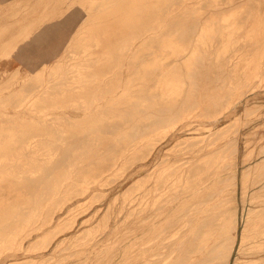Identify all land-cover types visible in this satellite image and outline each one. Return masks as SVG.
Masks as SVG:
<instances>
[{"label":"rangeland","instance_id":"obj_1","mask_svg":"<svg viewBox=\"0 0 264 264\" xmlns=\"http://www.w3.org/2000/svg\"><path fill=\"white\" fill-rule=\"evenodd\" d=\"M114 1L116 3L113 0H0V174L2 175H0V183H6L3 180L9 177L8 172L10 170V174L17 170L16 167L12 166V163L14 162L13 165L16 166L18 157L21 163H25V157L27 158V162H29L34 157L43 156L47 151L46 156H49L51 152L50 156L53 159L56 158L53 162L58 161L60 164L64 161L65 157L67 158L68 155L72 156V154L79 157L93 156L91 157L92 160L89 158V161H91L88 164L94 168H97L96 166L99 164V168L101 165H106L108 161H111L109 158H113V155L116 154L115 152L124 146L122 143H125L130 133L132 134L140 129L142 131L148 130L151 127L148 124H152V122L166 116L165 124L163 123L164 130L159 128L156 131L153 130V133L152 131H150V134L146 133L143 137L145 140L143 139L142 146L137 148V153L135 151L133 156L127 160L128 162L126 161L116 172L109 174V171H105L102 175L106 176V178L96 184L95 188L86 198L83 197L76 203H67L66 207L65 204L62 205L58 202H45L43 204V201L38 200V205L42 204L45 208L42 205L37 206V203L36 205L34 203L38 207L35 213L38 212L41 218L38 216V219H40L37 222L33 219L34 217L29 219L25 232L23 230L21 238L24 241L25 248H20L19 240L10 244L0 254V264H10L11 262L13 264H136L135 252L131 248V244L135 240L134 227H136L135 221L137 216L136 211H133V199L141 193L146 196L145 190L152 185L155 178L157 176L162 177L166 173L164 174L161 171H165V169L168 171L170 168L172 170L167 181H173L172 184L176 193L181 192L185 186V183L182 182L179 188V175L190 169L199 172L203 168V171L199 173L197 179L194 181L201 188L203 185L201 183H203L208 175L215 177L212 188L216 189L217 185H221L220 194L212 196L214 201H202L197 205L199 208H206L211 202L214 203V211H211V213L215 214L203 218L205 228H214L218 224V219L220 221L222 217H226V220L230 224L228 233H232L235 229L233 227L235 215L238 222V231L236 232L238 242L242 236V231L244 242H242L241 249L239 245L242 239L239 245L238 242L235 244L229 264L236 258L238 260L237 264H262V262L264 264V212H262L264 209V0ZM108 4L110 5L108 6ZM164 5L166 6L164 7ZM102 6L105 7H103L104 11L101 12ZM133 7L135 10H130ZM155 7L158 10L161 9L158 11ZM161 11L163 14L160 13ZM154 12H156V15H154ZM106 13L107 16H105ZM135 14L139 16L137 17ZM141 15H145L142 18L147 19L140 18ZM65 19L73 22L72 31L67 40L57 49L56 55L51 57L49 61L40 63L38 66L28 70L23 68L3 69L4 58L9 59L17 51L19 44L29 39H41L42 33L46 34L53 27L61 26L65 22ZM100 19L101 21L104 19L106 21L104 20L105 22L103 23ZM139 21H142L143 26ZM105 23H107L105 28L109 26L111 29L103 30ZM153 24L155 25L153 26ZM99 25L101 26L99 27ZM140 26L141 30L143 29L142 31L139 29ZM146 27H150L151 29V31H149L150 29L146 30L151 35V38L149 37V40H146L148 43L146 41L144 43L142 40ZM121 28L125 30H121L119 33L118 29L120 30ZM137 29L139 30L137 31ZM156 29L159 32L163 31L162 33L166 36L165 39L163 37V40L166 43L171 41L170 38L172 37L171 44H166L161 40L162 37L160 36L162 33H159ZM133 32L136 33V36ZM212 32L214 33L212 34ZM123 33L126 34L129 40L131 39L130 42ZM118 34H121V36L118 37ZM207 34L211 36L209 35L208 37ZM133 35L138 39H135ZM167 35H170L169 38ZM112 36L115 38L113 39ZM123 36L126 39H123ZM116 38L118 39V46L115 44L117 43ZM156 38H159L158 42L155 41L157 40ZM99 40H102V42L100 43ZM132 40L133 43L131 42ZM123 41L127 45L131 43V47L134 42L136 45L134 44L135 47L133 46V50H130V45L127 48L126 44H122ZM161 41L163 42L161 43ZM113 42L115 43L113 44ZM154 43L157 45V48ZM110 44L111 46L114 45L113 48L110 47ZM97 45H100V47ZM152 46L153 48H151ZM119 47L120 49H118ZM124 47L125 49H123ZM142 47L143 49L145 47L148 48L143 50ZM177 47L179 48L177 49ZM128 49L131 53L126 51ZM110 50L114 51L111 52ZM175 50H181L184 55L177 58L178 52ZM114 52L117 59L114 57ZM127 52L128 55L126 56ZM108 65L109 67H107ZM143 67L145 69L149 68L145 70ZM158 68L162 70H160L162 73L157 70ZM132 69H134L132 71L133 74L136 71L139 72L135 76H141L140 81H138L137 77H133L134 75L130 72ZM154 70H157L158 73L157 71L154 72ZM166 72L168 73L167 75H165ZM159 73L160 75H157ZM117 74H120V76ZM127 74L129 77L133 75L130 77L131 79L127 77ZM117 76L122 80L118 81V78L114 80ZM127 79L131 82L127 81L128 83L133 84H128L126 82ZM111 81L112 84L114 82L117 83L116 85H119L118 88L115 84L112 86ZM172 81L179 83L178 91L168 89V83ZM108 85L111 86L108 87ZM163 87H166V96L161 94L160 89L162 90ZM152 91L156 93L155 96ZM158 94H161L162 99ZM131 96L132 99H129ZM134 98L136 101L133 100ZM125 100L126 102L124 103ZM120 107L125 108H122V113H120L122 111ZM96 108L97 110H95ZM165 108L168 109L166 110ZM118 115L125 116V122L121 129L119 128L121 126L119 125L120 121L117 119ZM99 120L103 123H99ZM143 120L146 123L148 122V124ZM110 122L113 123L111 125L113 126L112 128L107 127ZM96 123H99V126ZM104 123L105 125H103ZM127 124L130 125L129 129ZM166 124L168 127L165 130ZM94 126H97V129H100L101 133L104 131L103 133L105 134H99L100 130L96 131ZM139 126L141 128H138ZM218 129L222 130L219 131ZM225 129L227 135L223 137ZM86 130H90L93 137L90 132L88 136V133H86L88 131ZM158 131L165 133L159 134L157 133ZM217 131L219 137H215ZM220 132L222 135L219 134ZM85 133V136L88 137H84V141L85 139L87 141L83 142L89 141L90 143H95L96 146L94 151H91L89 154L87 150L85 152L82 149V147L85 148L88 145V147L91 146L87 147L90 150L93 146L92 143H88L87 145L82 143L81 139L84 136L82 134ZM112 133L114 134L112 135ZM210 133H213V135L215 133V136ZM209 134L213 138H210ZM24 135H26V138H22ZM122 138L125 140L121 141ZM104 142H108V144L105 145ZM78 143L82 147H79ZM101 143L105 145V148H111L108 150L107 148L104 149ZM99 145H101V149ZM112 146L114 147L112 148ZM115 146L118 148L115 149ZM216 146H221V150L218 154L214 155L215 161L213 169H211L212 171L205 169L207 165L202 159L191 161L194 153L198 154V152H203L204 149ZM49 147L55 152L53 151V153ZM73 147L76 150L72 149ZM80 149L82 150L80 151ZM28 156H31L32 159ZM94 158H97V160L95 161ZM158 158L162 159H160L162 163L157 165L156 163L160 162ZM185 159L189 160L185 161ZM98 160H100L99 163ZM6 161L9 163L7 164ZM18 163L20 164V162H17V165ZM154 167H156L155 169L158 168L156 170L158 172L154 173L152 177H148L149 172H151L150 170L154 169ZM6 171H8L7 174ZM154 175L157 176L153 177ZM220 175H223V179H225L221 183H218L217 179ZM129 184L133 186L131 187ZM9 185L10 188L13 184ZM21 185L23 186V183L17 184V187H20L17 190L19 198L15 196L16 191H13L14 193H11V191L8 194V190L0 187V203L5 205L3 208L0 206V218L6 216L9 219H16L22 216V212L24 214L30 205L33 198L32 196L29 199L31 189H26L27 187H21ZM126 189L128 191H125ZM128 195L133 196L127 197ZM164 197L165 195L163 194L156 199V203L159 202L157 205H163L162 203L165 201ZM178 200L176 199V201ZM131 201H133V204H131ZM47 203L48 206L46 207ZM144 203H146V198ZM130 204L131 206H129ZM114 213H118L117 218L113 217L115 216ZM25 215H27V211ZM44 217L45 219L47 218L45 220L46 223L42 219ZM39 221H41V224H39L40 228H38V232V229H33V225L37 226ZM81 221L84 223H81ZM109 228H112L113 232L109 235V239L104 240ZM30 231H33L32 234ZM81 231L83 234H81ZM26 232L30 233L26 234ZM63 239H66V241H63ZM61 241H63V244ZM57 244H62V248ZM80 246H82V249H80ZM70 249L73 251V256ZM221 250L217 252V255L219 253L224 258ZM68 251L72 259L69 257ZM215 255L213 254L212 257ZM219 255L218 258H220ZM14 256L17 257L15 258ZM130 258L131 263H129ZM223 258H221V261ZM215 260L216 262L219 260L220 263V259L216 258H213L210 263L215 264Z\"/></svg>","mask_w":264,"mask_h":264},{"label":"bare ground","instance_id":"obj_2","mask_svg":"<svg viewBox=\"0 0 264 264\" xmlns=\"http://www.w3.org/2000/svg\"><path fill=\"white\" fill-rule=\"evenodd\" d=\"M108 1V0H107ZM130 1V0H129ZM137 1V0H136ZM139 1H141V0H139ZM143 1V0H142ZM150 1V0H149ZM149 1H148V3H149ZM155 1V0H154ZM158 1V0H157ZM160 1V0H159ZM177 1H179V0H177ZM177 1H175V2H177ZM190 1V0H189ZM207 1V0H206ZM104 2H106V1H104ZM110 2V1H109ZM113 2L114 3H116L114 0H113ZM112 2V3H113ZM135 2V1H134ZM138 2V1H137ZM144 2H147V1H144ZM153 2V1H152ZM166 2V1H165ZM111 3V2H110ZM113 3V4H114ZM119 3V2H118ZM118 3H117V5H118ZM125 3V2H124ZM124 3H123V5H124ZM127 3V2H126ZM158 3V2H157ZM163 3V2H162ZM171 3V2H170ZM169 3V4H170ZM172 3H174V1H172ZM179 3V2H178ZM178 3H177V5H178ZM192 3V2H191ZM197 3H198V1H197ZM112 4V5H113ZM132 4H134V3H132ZM140 4H141V2H140ZM153 4V3H152ZM156 4V3H155ZM159 4V3H158ZM167 4V3H166ZM180 4V3H179ZM181 4H183V3H181ZM187 4V3H186ZM190 4V3H189ZM195 4H196V2H195ZM102 5V4H101ZM104 5V4H103ZM105 5H107V4H105ZM110 4H108V6H109ZM148 5H150V4H148ZM154 5V4H153ZM174 5V4H173ZM211 5V4H210ZM115 6V5H114ZM121 6V5H120ZM134 6V5H133ZM144 6V5H143ZM156 6V5H155ZM161 6H162V4H161ZM166 5H164V7H165ZM103 7H105V6H102V10H101V12L102 11H104L103 10ZM126 7H127V5H126ZM129 7H130V5H129ZM135 7V6H134ZM134 7L133 8H131L130 10H132V9H134ZM150 7H151V5H150ZM163 7V8H164ZM177 7V6H176ZM188 7V6H187ZM148 8V7H147ZM156 8V7H155ZM159 8V7H158ZM167 8V7H166ZM175 8V7H174ZM179 8V7H178ZM186 8V7H185ZM194 8V7H193ZM115 9V8H114ZM118 9V8H117ZM136 9H137V7H136ZM146 9V8H145ZM157 9V8H156ZM161 9V8H160ZM159 9V10H160ZM176 9V8H175ZM187 9V8H186ZM108 10V9H107ZM110 10H111V8H110ZM135 10V9H134ZM138 10H140V9H138ZM150 10V9H149ZM158 10V9H157ZM158 10V11H159ZM182 10H184V9H182ZM117 11H119V10H117ZM158 11H156V12H158ZM180 11V10H179ZM112 12H113V10H112ZM120 12V11H119ZM144 12V11H143ZM156 12H154V15H156L155 13ZM109 13V12H108ZM131 13V12H130ZM148 13V12H147ZM161 14H163L162 13V11L160 12ZM167 13V12H166ZM110 14V13H109ZM118 14H120V13H118ZM138 14V13H137ZM137 14H135L136 16H137ZM140 14H142L141 12H140ZM146 14V13H145ZM152 14V13H151ZM181 14V13H180ZM102 15V14H101ZM111 15V14H110ZM109 15V16H110ZM114 15H115V13H114ZM121 15V14H120ZM128 15V14H127ZM153 15V14H152ZM165 15H167V14H165ZM169 15V14H168ZM182 15V14H181ZM188 15V14H187ZM103 16V15H102ZM105 16H107V13H106V15ZM116 16H118V15H116ZM125 16V15H124ZM129 16V15H128ZM131 16V15H130ZM134 16V15H133ZM139 16V15H138ZM137 16V17H138ZM145 15H141V17L140 18H142V17H144ZM149 16V15H148ZM162 16V15H161ZM176 16V15H175ZM179 16V15H178ZM115 17V16H114ZM154 17V16H153ZM160 17V16H159ZM166 17H168V16H166ZM100 18V17H99ZM106 18V17H105ZM113 18V17H112ZM111 18V19H112ZM124 18V17H123ZM126 18H127V16H126ZM125 18V19H126ZM149 18V17H148ZM151 18V17H150ZM171 18V17H170ZM191 18V17H190ZM193 18V17H192ZM103 19V18H102ZM108 19V18H107ZM142 19H144V20H146L145 18H142ZM172 19V18H171ZM187 19H189V18H187ZM105 20V19H104ZM104 20H102L103 21V23L106 21H104ZM110 20V19H109ZM115 20V19H114ZM124 20V19H123ZM127 20V19H126ZM129 20H131L130 18H129ZM140 20V19H139ZM144 20H142V21H144ZM150 20V19H149ZM100 21H101V19H100ZM101 21V22H102ZM121 21V20H120ZM132 21V20H131ZM142 21H139V23L142 25ZM148 21V20H147ZM167 21H169V20H167ZM188 21V20H187ZM191 21V20H190ZM101 22H100V24H101ZM113 22V21H112ZM145 22V21H144ZM102 23V24H103ZM107 23H108V21H107ZM107 23H105L104 24V28H103V30H108V29H111V27L109 28V26H108V28H105V25H107ZM115 23H116V21H115ZM138 23V22H137ZM153 23V22H152ZM163 23H164V21H163ZM99 24V23H98ZM129 24V23H128ZM127 24V25H128ZM130 24H132L131 22H130ZM135 24V23H134ZM144 24V23H143ZM160 24H162V23H160ZM165 24V23H164ZM176 24V23H175ZM192 24V23H191ZM112 25V24H111ZM119 25V24H118ZM117 25V26H118ZM137 25H139V24H137ZM136 25V26H137ZM145 25H146V23H145ZM147 25H148V23H147ZM155 24H153V26H154ZM157 25V24H156ZM167 25V24H166ZM169 25V24H168ZM172 25V24H171ZM101 25H99V27H100ZM143 26V25H142ZM149 26V25H148ZM151 26V25H150ZM158 26V25H157ZM156 26V27H157ZM162 26V25H161ZM176 26H178V25H176ZM196 26V25H195ZM107 27V26H106ZM121 27H123V26H121ZM131 27H133L132 25H131ZM135 27V26H134ZM164 27V26H163ZM162 27V28H163ZM169 27V26H168ZM186 27V26H185ZM102 28V27H101ZM114 28V27H113ZM126 28H127V26H126ZM159 28V27H158ZM165 28V27H164ZM178 28V27H177ZM193 28V27H192ZM100 29V28H99ZM133 29V28H132ZM140 30H141V26H140V28H139ZM139 29H137V31L139 30ZM145 29V28H144ZM147 29H150V27L149 28H147L146 27V29H145V31H144V33H143V38H142V40H143V42L145 43V41L146 40H149V37L151 36V35H149L147 32H146V30ZM170 29V28H169ZM183 29V28H182ZM190 29V28H189ZM123 31V30H125V29H118V31H119V33H120V31ZM143 30V29H142ZM141 30V31H142ZM155 30V29H154ZM157 30V29H156ZM180 30V29H179ZM235 30V29H234ZM101 31V30H100ZM110 31V30H109ZM113 31V30H112ZM117 31V30H116ZM137 31H135V32H137ZM149 31H151V29L149 30ZM158 31V30H157ZM98 32H99V30H98ZM104 32V31H103ZM126 32V31H125ZM127 32H128V29H127ZM132 32V31H131ZM159 32V31H158ZM157 32V33H158ZM163 32V31H162ZM162 32H159V33H162ZM165 32V31H164ZM168 32V31H167ZM166 32V33H167ZM179 32V31H178ZM188 32V31H187ZM114 33H115V30H114ZM114 33H112V34H114ZM122 33V32H121ZM134 33V32H133ZM141 33V34H142ZM170 33V32H169ZM214 32H212V34H213ZM105 34V33H104ZM106 34H107V32H106ZM111 34V35H112ZM117 34V33H116ZM125 36H126V34L125 33H123ZM136 33H134V35H135ZM151 34V33H150ZM174 34H175V30H174ZM185 34V33H184ZM211 34V33H210ZM210 34H207L208 35V37H209V35ZM99 35H101V34H99ZM110 35V34H109ZM129 35V34H128ZM134 35H133V37H134ZM138 35H139V33H138ZM157 35V34H156ZM160 35V34H159ZM103 36V35H102ZM114 36V35H113ZM112 36V38L114 39L115 37H113ZM119 36H121V34L119 35L118 34V37ZM125 36H123L124 38L123 39H126L127 38V36H126V38H125ZM136 36V35H135ZM168 36V38H169V36L170 35H167ZM211 36V35H210ZM213 36H215V35H213ZM212 36V38H214ZM98 37V36H97ZM103 37H106V36H103ZM108 37V36H107ZM116 37H117V35H116ZM141 37V36H140ZM156 37H158V36H156ZM160 37H162L161 38V40H163V37H164V39H165V35L162 33V35L160 36ZM194 37V36H193ZM112 38H110L109 37V39L110 40H112ZM121 38V37H120ZM119 38V40H121L122 41V39H120ZM130 38H132V37H130ZM135 38V37H134ZM133 38V39H134ZM137 38V37H136ZM135 38V39H136ZM151 38V37H150ZM167 38V39H168ZM172 38V37H171ZM170 38V40L172 41V39ZM176 38H179V37H176ZM207 38V37H206ZM103 39V38H102ZM117 39V38H116ZM128 39V38H127ZM138 39V38H137ZM157 39V38H156ZM131 40V39H130ZM130 40L128 39V41L130 42ZM158 40H159V38L157 39V40H155V41H157L158 42ZM169 40V39H168ZM167 40V41H168ZM204 40V39H203ZM207 40H208V38H207ZM206 40V41H207ZM210 40H212V39H210ZM100 41V40H99ZM113 41V40H112ZM111 41V42H112ZM118 41V39L116 40V42ZM121 41H120V44H121ZM136 41V40H135ZM139 41V40H138ZM140 41H141V39H140ZM164 42H165V40H163ZM163 41H161V43L163 42ZM171 41H168V43H166V44H169ZM177 41V40H176ZM102 42V40L100 41V43ZM124 42V41H123ZM122 42V44H126L125 42L123 43ZM132 43H133V40L131 41ZM147 42V41H146ZM212 42V41H211ZM235 42V41H234ZM108 43V42H107ZM115 42H113V44H114ZM136 43H137V41H136ZM138 43H141V42H138ZM148 43V42H147ZM178 43V42H177ZM204 43V42H203ZM109 44V43H108ZM115 44H117V46H118V42L117 43H115ZM131 44V43H130ZM129 43H128V45H130ZM134 44H135V42H134ZM134 44H133V46H134ZM155 44V43H154ZM154 44H153V46H154ZM165 44V45H166ZM171 44V43H170ZM184 44V43H183ZM103 45H104V43H103ZM127 45V44H126ZM126 46L127 48L129 47V46ZM136 45V44H135ZM138 45V44H137ZM143 45V44H142ZM141 45V46H142ZM146 45H148V44H146ZM150 45V44H149ZM156 45V44H155ZM185 45V44H184ZM200 45V44H199ZM98 46V45H97ZM107 46H109V45H107ZM114 46V45H113ZM113 46H111V44H110V47L111 48H113ZM116 46V47H117ZM119 46H121V45H119ZM132 46V47H133ZM153 46L151 47V48H153ZM179 46H180V44H179ZM186 46V45H185ZM98 47H100V45L98 46ZM115 47V48H116ZM122 47V46H121ZM130 47H131V45H130ZM129 47V49L130 50H133V48L131 47L130 48ZM135 47V46H134ZM139 47V46H138ZM144 47V46H143ZM143 47H142V49H143ZM159 47V46H158ZM114 48V49H115ZM126 48V49H127ZM146 48V47H145ZM143 49V50H146V49ZM150 48V47H149ZM156 48H157V45H156ZM161 48V47H160ZM173 48V47H172ZM171 48V49H172ZM175 48H176V46H175ZM179 47H177V49H178ZM186 48H187V46H186ZM100 49H102V48H100ZM99 49V50H100ZM118 49H120V47L118 48ZM117 49V50H118ZM123 49H125V47L123 48ZM126 50V51H129L130 52V50ZM154 49H155V47H154ZM98 50V51H99ZM109 50V49H108ZM107 50V51H108ZM112 50V49H111ZM110 50V51H111ZM134 50H137V49H134ZM140 50V49H139ZM138 50V51H139ZM151 50V49H150ZM161 50V49H160ZM114 51V50H113ZM113 51H111V52H113ZM125 51V50H124ZM153 51V50H152ZM163 51V50H162ZM175 51H177L178 53V57L177 58H179V57H182L183 55H184V53H182L181 52V50H175ZM103 52V51H102ZM101 52V53H102ZM106 52V51H105ZM110 52V54H112L113 55V53H111ZM116 52V51H115ZM115 52H114V57H115ZM118 52V51H117ZM145 52V51H144ZM150 52V51H149ZM155 52H156V50H155ZM161 52V51H160ZM184 52V51H183ZM96 53H98V52H96ZM104 53V52H103ZM120 53V52H119ZM118 53V54H119ZM121 53H123L124 54V52H122L121 51ZM131 53V52H130ZM133 53H135V52H133ZM137 53H139V52H137ZM143 53V52H142ZM154 53V52H153ZM159 53V52H158ZM156 54V55H159V54ZM166 53V52H165ZM171 53V52H170ZM99 54V53H98ZM146 54H147V52H146ZM151 54V53H150ZM167 54V53H166ZM105 55H107L106 53H105ZM109 55V54H108ZM122 55V54H121ZM128 55V52L126 53V56ZM134 55V54H133ZM142 55V54H141ZM123 57H124V55H122ZM121 56V57H122ZM144 56H146V55H144ZM150 56H152V55H150ZM161 56V55H160ZM112 57V56H111ZM133 57V56H132ZM142 57V56H141ZM107 58H109V57H107ZM113 58V57H112ZM116 58V57H115ZM117 59V58H116ZM120 59V58H119ZM153 59V58H152ZM162 59V58H161ZM185 60V59H184ZM105 61H106V56H105ZM109 61H111L110 59H109ZM193 61V60H192ZM112 62V61H111ZM114 62H115V60H114ZM191 62V61H190ZM107 63V62H106ZM105 63V64H106ZM113 63V62H112ZM122 64V63H121ZM149 64V63H148ZM187 64H188V62H187ZM110 65H111V63H110ZM117 65V64H116ZM119 65H120V63H119ZM132 65V64H131ZM190 65V64H189ZM118 66V65H117ZM148 66V65H147ZM146 66V67H147ZM164 66V65H163ZM99 67V66H98ZM107 67H109V65L107 66ZM122 67V66H121ZM130 67V66H129ZM188 68H189V66H187ZM144 69H145V67H143ZM149 68V67H148ZM148 68H146L145 70H148ZM165 68V67H164ZM112 69V68H111ZM131 69V68H130ZM161 69H162V67H161ZM160 69V70H161ZM166 69V68H165ZM164 69V70H165ZM121 70V69H120ZM134 69H132V70H130V72L133 74V71ZM145 70H143V71H145ZM150 70V69H149ZM157 70H159V68L157 69ZM156 70V71H157ZM159 70V71H160ZM168 70V69H167ZM189 70V69H188ZM153 71V70H152ZM155 70H154V72H156ZM162 71V70H161ZM160 71V73H162ZM109 72H110V70H109ZM118 72V71H117ZM135 72V71H134ZM138 71H136L135 72V74H133V75H131V76H133V77H137V76H135L136 75V73H137ZM148 72H150V71H148ZM205 72V71H204ZM119 73H121L120 71H119ZM128 73V72H127ZM145 73V72H144ZM157 73H158V71H157ZM160 73L159 74H157V75H160ZM164 73V72H163ZM178 73V72H177ZM139 74V72L137 73V75ZM141 74V73H140ZM168 73L166 72V74L165 75H167ZM118 75V74H117ZM126 75V74H125ZM130 75V74H129ZM118 76H120V74L118 75ZM116 77V79H114V80H117V78H118V81L119 80H122V79H119V77ZM130 76V77H131ZM162 76V75H161ZM164 76V75H163ZM180 76V75H179ZM127 77H129L128 76V74H127ZM129 77V78H130ZM141 77V76H140ZM140 77H137L136 79L138 80V81H140ZM159 77V76H158ZM120 78H122V77H120ZM128 78V79H129ZM162 78V77H161ZM160 78V79H161ZM126 79V78H125ZM128 79L126 80V82L128 81ZM131 79V78H130ZM129 79V80H130ZM141 80H142V78H141ZM164 80H166V79H164ZM134 81H135V79H134ZM137 81V82H138ZM152 82H153V80H151ZM175 81V80H174ZM174 81H172L171 83H168V89H172V90H174V91H178V89H179V83H177V82H174ZM114 82V81H113ZM122 82V81H121ZM120 82V83H121ZM128 82H130V81H128ZM127 82V83H128ZM150 82V81H149ZM148 82V83H149ZM155 82V81H154ZM161 82H163V81H161ZM127 83H125V84H127ZM131 83V82H130ZM130 83H128V84H130ZM111 84H112V81H111ZM114 84L116 85L117 83H115L114 82ZM114 84H112V86H114ZM122 84V83H121ZM133 84V83H132ZM132 84H130V85H132ZM109 86H111V85H108V87ZM119 86V85H118ZM118 86L116 85V87L118 88ZM107 87V88H108ZM116 87H114V88H116ZM141 87V86H140ZM112 88V87H111ZM143 88V87H142ZM166 87H163L162 88V90L160 89V91H161V94L162 95H165L166 96V89H165ZM120 89V88H119ZM141 89V88H140ZM98 90V89H97ZM109 90V89H108ZM113 90V89H112ZM115 90V89H114ZM147 90V89H146ZM145 90V91H146ZM149 91V90H148ZM235 91V90H234ZM107 92V91H106ZM105 92V93H106ZM153 92V91H152ZM150 93V92H149ZM154 93V96H155V92H153ZM169 93V92H168ZM224 93H226V92H224ZM223 93V94H224ZM241 93V92H240ZM99 94H101V93H99ZM107 94H109V93H107ZM112 94V93H111ZM133 94V93H132ZM161 94H158V95H160L161 96ZM103 95V94H102ZM115 95V94H114ZM131 95V94H130ZM157 95V96H158ZM170 95H171V93H170ZM179 95H180V93H179ZM233 95V94H232ZM110 96V95H109ZM159 96V97H160ZM173 96V95H172ZM175 97H176V95H174ZM102 97V96H101ZM107 97V96H106ZM114 97V96H113ZM168 97V96H167ZM94 98H95V96H94ZM161 99H162V96L160 97ZM230 98V97H229ZM103 99V98H102ZM129 99H132V96H131V98H129ZM136 99H138L137 97H136ZM166 99V98H165ZM133 100H135V98L133 99ZM147 100V99H146ZM95 101V100H94ZM136 101V100H135ZM145 101V100H144ZM158 101H160V100H158ZM177 101V100H176ZM200 101V100H199ZM213 101V100H212ZM92 102V101H91ZM126 102V100L124 101V103ZM128 102V101H127ZM132 102V101H131ZM95 103V102H94ZM123 103V104H124ZM134 103V102H133ZM148 103V102H147ZM174 103V102H173ZM218 103V102H217ZM130 104V103H129ZM180 104V103H179ZM126 105V104H125ZM149 105V104H148ZM128 106H130V105H128ZM150 106V105H149ZM163 106V105H162ZM167 106V105H166ZM177 106V105H176ZM233 106H235V105H233ZM169 107V106H168ZM123 107H120V109H122ZM160 109H161V107H159ZM181 108V107H180ZM123 109H125V108H123ZM123 109H122V111L120 112V113H122L123 112ZM166 109V108H165ZM168 109V108H167ZM166 109V110H167ZM172 109V108H171ZM95 110H97V108L95 109ZM112 110V109H111ZM145 110H147V109H145ZM232 110V109H231ZM116 111V110H115ZM126 111V110H125ZM165 111V110H164ZM127 112V111H126ZM166 112V111H165ZM170 112V111H169ZM184 112V111H183ZM100 113V112H99ZM98 113V114H99ZM101 113H103L102 111H101ZM138 113V112H137ZM148 113V112H147ZM105 114H106V112H105ZM117 114V113H116ZM124 114V113H123ZM127 114H128V112H127ZM145 114V113H144ZM151 114V113H150ZM154 114H156V113H154ZM183 114V113H182ZM104 115V114H103ZM120 115V114H119ZM118 115V120L120 121L119 122V125H121L119 128L121 129V127H122V125H123V123L125 122L124 120H125V116L123 117V116H119ZM135 115V114H134ZM140 115V114H139ZM162 115V114H161ZM164 115V114H163ZM167 115V114H166ZM174 115V114H173ZM185 115V114H184ZM114 116V115H113ZM131 116V115H130ZM169 116V115H168ZM186 116V115H185ZM104 117H106V116H104ZM155 117V116H154ZM171 117V116H170ZM101 118H102V115H101ZM156 118V117H155ZM178 118V117H177ZM96 119V118H95ZM108 119V118H107ZM111 119V118H110ZM159 119V118H158ZM97 120V119H96ZM101 120V119H100ZM99 120V123L101 122ZM106 120V119H105ZM117 120V121H118ZM146 120V119H145ZM165 120H166V116L165 117H161L159 120H156V121H154V122H152L151 120V122H152V124H148V122L146 123L144 120V122L146 123V124H148V125H150L151 127L148 129V130H146L145 129V131H142L141 129L139 130V131H136V132H134V133H130L127 137V139L125 140V143L123 142L122 144H124V146L123 147H121L119 150H117V152H115L116 154L115 155H110V156H112L113 158H109V160L111 159V161H108L107 160V158H106V160L108 161V163L106 164V165H101V167H99L98 168V165L96 166L97 168H94L93 166H90L89 164H88V162H90L91 160H92V158L91 157H93V156H88L86 153V155L88 156V157H86V156H83V157H79V156H76L75 154V156H73V154H72V156H70V155H68V157L66 158L65 157V159H64V161H62V163L60 164V163H58V161H54L53 162V160H55L56 158H55V156H54V158L55 159H53V157H51L50 155L52 154L51 152H50V155H49V153H48V155L49 156H46V154H47V152H46V154H43V156H39V157H34L33 159H32V157L31 156H28V157H31V159L33 160H29V162H27V158L25 157V161L24 160H22V161H24L25 163H21V160L19 159V157L17 158L18 159V161H16V166L15 165H13V163H12V166L15 168H17V170L15 171V172H13V168H12V174H10V172H11V168L10 169H8V170H10L9 172L8 171H6V174H7V172L9 173V177L7 178V179H5V180H3V181H6V183H4V184H2V183H0V187L2 188V189H6V190H8L9 192H8V194L11 192V193H14L15 191H16V194H15V196L16 197H18V194H17V190H18V188L20 189V187H17V184H19V183H23V186L21 185V187H27L26 189H31V193H30V197H29V199H31L32 198V196H33V198H32V201L30 202V205L28 206V208L25 210V212H24V214H23V212H22V216H20V217H17L16 219H9L8 217H6V216H2L1 218H0V254L2 253V251L3 250H5L10 244H12V243H14V242H16L17 240H19L20 241V244H19V246H20V248H22V249H24L25 247H24V241L22 240V238H21V235L23 234V230H24V232H25V228L28 226V221H29V219H31V218H33L36 222L41 218L40 217V215H38L39 213L37 212V213H35L36 212V209L38 208L37 206H41L40 204L38 205V203L39 202H37L38 200H41V202L43 201V204L45 203V202H58V203H60V204H65V207H66V204L67 203H70V202H74V203H76V202H78V201H80V199L81 198H86L91 192H92V190L95 188V185L96 184H98L101 180H103L104 178H106V176H103L102 174L105 172V171H109V172H107V173H109V174H112L113 172H116V170L118 169V168H120L127 160H129L130 159V157H132L133 156V153L136 151V153H137V148L139 147L140 148V146H142V143H143V137H144V135H146V133H149L150 134V131H152V133H153V130L154 131H156V129H159V128H161V130H164L163 129V125L165 124L164 122H165ZM172 120V119H171ZM98 121V120H97ZM113 121V120H112ZM116 121V122H117ZM128 121V120H127ZM131 121V120H130ZM135 121V120H134ZM137 121H139V120H137ZM142 121V122H143ZM148 121V120H147ZM107 122V121H106ZM109 122V121H108ZM114 122H115V119H114ZM139 122H141V121H139ZM171 122V121H170ZM99 123H96L98 126H99ZM101 123H103V122H101ZM111 123V124H110ZM109 124H108V126L107 127H109V128H112L113 126H111L113 123L112 122H110ZM120 123H122V124H120ZM128 123V122H127ZM131 123H132V121H131ZM136 123V122H135ZM164 123V124H163ZM134 124V123H133ZM141 124V123H140ZM143 124V123H142ZM145 124V125H146ZM95 125V124H94ZM102 125V124H101ZM103 125H105V123L103 124ZM102 125V126H103ZM116 125H117V123H116ZM126 125V124H125ZM136 125V124H135ZM137 125H139L138 123H137ZM127 126H128V129L130 128L129 126V124H127ZM143 126V125H142ZM89 127V126H88ZM96 127V128H95ZM105 127V126H104ZM116 127V126H115ZM146 127V126H145ZM148 127V126H147ZM166 127H168L167 126V124L165 125V130H166ZM90 128V127H89ZM103 128V127H102ZM135 128V127H134ZM138 128H141L140 126L138 127ZM186 128V127H185ZM201 128V127H200ZM94 129H96V131L97 130H100V129H97V126H94ZM115 129V128H114ZM125 129V128H124ZM127 129V130H128ZM203 129V128H202ZM227 129V128H226ZM226 129H225V134L223 133V137L225 136V135H227V133H226ZM92 130V129H91ZM113 130V129H112ZM123 130V129H122ZM126 130V131H127ZM160 130V131H161ZM212 130V129H211ZM219 130V129H218ZM222 130V129H221ZM221 130H219V131H221ZM228 130V129H227ZM86 131H88V130H86ZM114 131V130H113ZM126 131H125V133H126ZM25 132V131H24ZM83 132V131H82ZM85 132V131H84ZM89 132L91 133V136L93 137V134H92V132L89 130L88 132H86V133H88V136L90 135L89 134ZM99 132V131H98ZM104 131H102V133H101V130H100V133L99 134H105V133H103ZM164 132V131H163ZM227 132H229V131H227ZM86 133L85 134H82V139L85 137H88V136H85L86 135ZM117 133V132H116ZM156 133V132H155ZM157 133H162V132H157ZM165 133V132H164ZM164 133H162V134H164ZM167 133V132H166ZM25 134V133H24ZM43 134V133H42ZM72 134V133H71ZM74 134H75V132H74ZM114 133H112V135H113ZM121 134V133H120ZM159 134H157V135H159ZM210 134H212L213 135V133H210ZM209 134V136H210V138L212 137L211 135ZM218 134V131L216 132V136H215V133H214V135L213 136H215V137H219V135H217ZM219 134H221V132L219 133ZM27 135H28V133H27ZM45 135H46V133H45ZM76 135V134H75ZM117 135H119L118 133H117ZM156 135V136H157ZM222 135V134H221ZM26 135H24V136H22V138H26L25 137ZM43 136H44V134H43ZM80 136V135H79ZM78 136V137H79ZM106 136H108V135H106ZM120 136V135H119ZM150 136V135H149ZM164 136V135H163ZM207 136H208V134H207ZM68 137V136H67ZM91 137V138H92ZM95 137V136H94ZM111 137V136H110ZM126 137V136H125ZM124 137V138H125ZM214 137V138H215ZM61 138V137H60ZM72 138V137H71ZM76 138V137H75ZM100 138V137H99ZM103 138V137H102ZM107 138V137H106ZM148 138V137H147ZM213 138V137H212ZM81 139V141H82V143H84L85 141H87L86 139H85V141H84V139L82 140ZM108 139V138H107ZM197 139V138H196ZM201 139V138H200ZM215 139H217V138H215ZM215 139H213V140H215ZM47 140V139H46ZM52 140V139H51ZM67 140V139H66ZM79 140V139H78ZM89 140H90V138H89ZM114 140V139H113ZM123 140V138L121 139V141ZM123 140V141H124ZM145 140V139H144ZM181 140V139H180ZM199 140V139H198ZM22 141V140H21ZM24 141V140H23ZM26 141V140H25ZM56 141V140H55ZM65 141V140H64ZM84 141V142H83ZM95 141V140H94ZM99 141V140H98ZM103 141H108V140H103ZM103 141H102V143H103ZM120 141V142H121ZM141 141V142H140ZM183 141V140H182ZM196 141V140H195ZM47 142H48V140H47ZM69 142V141H68ZM73 142H74V140H73ZM101 142V141H100ZM184 142V141H183ZM193 142V141H192ZM28 143V142H27ZM34 143V142H33ZM49 143V142H48ZM48 143H45V144H48ZM58 143H60V142H58ZM72 143V142H71ZM75 143H76V141H75ZM80 143V142H79ZM79 143H78V145H79ZM91 144L89 141L88 142H86V143H84L85 145H87V144ZM101 143V145H102V148H103V146H104V149H106L105 148V145H107L108 144V142L106 143V142H104L105 143V145H103ZM110 143V142H109ZM116 144H118L117 142H115ZM115 143H114V145H115ZM174 143V142H173ZM178 143V142H177ZM186 143V142H185ZM191 143V142H190ZM93 144V143H92ZM100 144V143H99ZM120 144V143H119ZM43 145V144H42ZM52 145H53V143H52ZM52 145H50L51 147H52ZM62 145V144H61ZM65 145V144H64ZM64 145H63V147H64ZM81 145V144H80ZM79 145V147H82V146H80ZM101 145H99L100 146V149H101ZM110 145V144H109ZM29 146V145H28ZM33 146V145H32ZM68 146H69V144H68ZM71 146V145H70ZM73 146H74V144H73ZM121 146V145H120ZM152 146V145H151ZM174 146V145H173ZM36 147V146H35ZM61 147V146H60ZM66 147V146H65ZM75 147H76V144H75ZM75 147H73L72 149H75ZM78 147V146H77ZM87 147H88V145H87ZM87 147H85V148H87ZM89 147H91V146H89ZM88 147V148H89ZM96 146H95V143L93 144V146H92V148L89 150L88 148L87 149H85V148H83L82 147V149L85 151V152H87L88 151V154L91 152V151H94V148H95ZM109 147V146H108ZM114 146H112V148H113ZM7 148H9V147H7ZM6 148V149H7ZM32 148V147H31ZM50 148V147H49ZM109 148H111V147H109ZM109 148H107V150L109 149ZM116 148H118V147H116L115 146V149ZM171 148H172V146H171ZM44 149H46V148H44ZM51 149V148H50ZM49 149V150H50ZM59 149V148H58ZM63 149H65V148H63ZM82 149H80V151L82 150ZM114 149V150H115ZM33 150V149H32ZM52 150V149H51ZM67 150V149H66ZM69 150V149H68ZM76 150V149H75ZM87 150V151H86ZM106 150V151H107ZM112 150V149H111ZM220 150H221V146H216V147H211V148H208V149H204V151L203 152H198V154L197 153H192L193 155V157L191 158V161H196L197 159H202V160H204V162H206L205 164L207 165L206 166V168L205 169H208V170H210V171H212L211 169H213L212 167H213V163H214V155L215 154H218L219 152H220ZM7 151H9L8 149H7ZM35 151V150H34ZM38 151H40V150H38ZM44 151V150H43ZM54 150H52V152H53ZM57 151V150H56ZM62 151V150H61ZM74 151V150H73ZM79 151V153L81 154V152ZM116 151V150H115ZM3 152H4V150H3ZM11 152V151H10ZM27 152V151H26ZM55 152V151H54ZM53 152V153H54ZM63 152V151H62ZM70 152V151H69ZM105 152V151H104ZM151 152V151H150ZM44 153V152H43ZM57 153V152H56ZM72 153V152H71ZM110 153H112V152H110ZM158 153V152H157ZM6 154V153H5ZM4 154V155H5ZM11 154V153H10ZM21 154V153H20ZM58 154H60V153H58ZM57 154V155H58ZM82 154H83V151H82ZM84 154V155H85ZM95 154H96V152H95ZM1 155V154H0ZM14 155V154H13ZM45 155V156H44ZM54 155V154H53ZM52 155V156H53ZM78 155V154H77ZM94 155V154H93ZM97 155V154H96ZM186 155H188V154H186ZM191 155V154H190ZM18 156V155H17ZM62 156V155H61ZM81 156V155H80ZM159 156V155H158ZM4 157V156H3ZM15 157V156H14ZM57 157V156H56ZM63 157V156H62ZM109 157V156H108ZM184 157H186V156H184ZM188 157V156H187ZM5 158V157H4ZM13 158V157H12ZM12 158H10V159H12ZM20 158H23V157H20ZM59 158V157H58ZM89 158H91V160L89 161ZM102 158V157H101ZM100 158V159H101ZM190 158V157H189ZM28 159H30V158H28ZM95 159V161L97 160V158H94ZM94 159H93V161H94ZM103 159V158H102ZM157 159V158H156ZM159 159V161H160V159L161 158H158ZM164 159V158H163ZM15 160V159H14ZM162 160V159H161ZM187 159H185V161H186ZM189 160V159H188ZM187 160V161H188ZM94 161V162H95ZM103 161V160H102ZM106 161V162H107ZM191 161H189V162H191ZM7 162V164L9 163L8 161H6ZM17 162H20V164L18 163V165H17ZM100 162V160H98V163ZM105 162V161H104ZM128 162V161H127ZM153 163H154V161H153ZM162 162L160 161L159 163H156L157 165L158 164H161ZM208 163V164H207ZM155 164V165H156ZM199 164V163H198ZM5 166V165H4ZM3 166V167H4ZM8 167H9V165H7ZM6 166V167H7ZM11 166V165H10ZM156 167H154V169H152V170H150L151 172H149V174H148V177H152V175L154 174V173H156V172H158V171H156L157 169H155ZM170 168V167H169ZM3 169V168H2ZM162 169V168H161ZM168 169V168H167ZM235 169V168H234ZM1 170V169H0ZM160 170V169H159ZM163 170V169H162ZM171 168L167 171L166 169H165V171H161L162 173L164 172V174L165 175H162V177H158L157 175V177L154 175L153 177H156L155 178V181H151L152 182V185L150 186V187H148L145 191H146V196H144V194L143 193H141V194H139L138 196H136V197H134V210L133 211H136V213H137V216H136V221H135V225H136V227H134V233H135V235H134V237H135V240H134V242L131 244V248L134 250V256H135V262H136V264H211L210 262L212 261V259L213 258H216V259H220V263H219V260H218V262H216V260H215V262L216 263H219V264H229V260H230V258H231V255H232V252H233V249H234V246H235V244H237V242H238V235H236V232L238 231V222H237V219L235 218V215H234V226L233 227H235V229L232 231V233L231 232H229L228 233V231H229V229H230V224H229V221H227L226 219V217H222V219L219 221V219L217 220L218 221V224L213 228V227H209V228H205V225L203 224L204 223V220H203V218L204 217H206V216H209V215H212V214H215V213H211V211H214V203H210L206 208L205 207H202V208H199L197 205L200 203V202H202V201H206V202H210V201H214L213 199H212V196H214V195H218V194H220V190H221V188H222V186L221 185H217L216 186V189H214V188H212V184H213V182H214V180H215V177L214 176H212V175H208L206 178H205V180L203 181V183H201V185H202V188H201V186H197V184H195L194 183V181L197 179V177H198V175H199V173L201 172V171H203V168L202 169H200L199 170V172L197 171V172H195L194 171V169H190L191 170V173H190V170H188V171H186V172H184V173H182V174H180L179 175V188H180V183H185V186L183 187V189H182V191L181 192H179V193H176V190L173 188V181H170V182H168L167 180L169 179V177H170V174H171ZM5 171V170H4ZM4 171H3V173H4ZM1 172V171H0ZM2 173V174H3ZM190 173V174H189ZM161 174V173H160ZM159 174V175H160ZM1 175V174H0ZM5 175V174H4ZM2 176V175H1ZM8 176V175H7ZM146 176V175H145ZM2 178V177H1ZM4 179V178H3ZM225 179V178H224ZM224 179H223V175H220L219 177H218V179H217V181H218V183H221L222 181H224ZM138 180V179H137ZM137 180H135L137 183H138V181ZM150 182V183H151ZM133 183V182H132ZM9 184H13V185H11V187L9 188ZM15 185H16V187H17V189H16V187H15ZM41 185H44V186H42L41 187ZM130 186H131V184H129ZM5 186H8V187H5ZM13 186H14V188H13ZM19 186V185H18ZM130 186H128L129 188H130ZM133 186V185H132ZM131 186V187H132ZM148 186V185H147ZM0 191H1V189H0ZM14 191V192H13ZM124 191V190H123ZM122 191V192H123ZM125 191H128L127 189L125 190ZM124 191V192H125ZM140 192V191H139ZM139 192H137V193H139ZM182 192H184L183 194H182V196H180V194L182 193ZM165 195V197H164V199H165V201H164V203H162L163 205H157V203L159 204V202H157L156 203V199L157 198H159V196H161V195ZM130 195V194H129ZM127 196V197H132L133 195H135V194H133L132 196ZM137 195V194H136ZM8 198H9V196H8ZM19 198V197H18ZM145 198H146V203H144V200H145ZM127 199V198H126ZM176 199H179L178 201H176ZM128 200V199H127ZM36 201V202H35ZM129 201V200H128ZM124 202H125V199H124ZM127 202V201H126ZM133 201H131V204H133L132 203ZM161 202H163V200H161ZM34 203H35V205H36V203H37V206H35L34 205ZM48 203H47V205H46V207L48 206ZM57 203V204H58ZM128 203V202H127ZM130 203V202H129ZM77 204H79V203H77ZM131 204L129 205V206H131ZM161 204V203H160ZM123 205V204H122ZM0 206H2V208L5 206V205H2V203H0ZM43 206V205H42ZM60 206V205H59ZM125 206V205H124ZM127 206H128V204H127ZM126 206V208H128ZM204 206H206V205H204ZM210 206V207H209ZM43 208H45L44 206H43ZM41 209V208H40ZM212 209V210H211ZM67 210V209H66ZM132 210V209H131ZM130 210V211H131ZM26 211H27V215H25L26 214ZM70 211V210H69ZM262 212H264V209H263V211ZM95 214V213H94ZM115 214V213H114ZM217 214H218V212H217ZM38 216L40 217L39 219H38ZM91 217V216H90ZM113 217H115V218H117L118 217V213L117 214H115V216H113ZM263 217V216H262ZM59 218V217H58ZM225 218V219H224ZM44 221L47 219H45V217L44 218H42ZM85 220V219H84ZM42 221V220H41ZM41 221H39V223H38V225H37V223H36V225L37 226H34L33 225V229H38V228H40V225L39 224H41ZM48 221V220H47ZM59 221V220H58ZM249 221V220H248ZM263 221H264V219H263ZM31 222V221H30ZM50 222V221H49ZM45 223H46V221H45ZM81 223H84V222H82L81 221ZM88 223H89V220H88ZM91 223V222H90ZM249 223V222H248ZM44 224V223H43ZM49 225H50V223H48ZM48 224H46V225H48ZM75 225V224H74ZM80 225V224H79ZM82 225V224H81ZM86 225V224H85ZM91 225V224H90ZM201 225H202V228H201ZM207 226V225H206ZM43 227V226H42ZM45 227V226H44ZM74 227V226H73ZM93 227V226H92ZM112 227V226H111ZM243 228V227H242ZM49 229V228H48ZM245 229V228H244ZM244 229H242V230H244ZM27 231H28V229H27ZM33 231H35V230H33ZM32 231V232H33ZM38 232H39V229L37 230ZM45 231V230H44ZM31 232V231H30ZM29 232V233H30ZM32 232H31V234H32ZM70 232V231H69ZM113 231H112V228H109V230H108V232H107V236L106 237H104L103 239L104 240H106V239H109V235L112 233ZM29 233H27L26 232V234H29ZM45 233V232H44ZM105 233V232H104ZM242 234V236L240 237V240L242 239V241H241V243H240V245H239V242H240V240H239V242H238V245L240 246V249L242 248V242H244V234H243V231L241 232ZM76 234H78V233H76ZM79 234H80V231H79ZM81 234H83V232L81 231ZM104 235H106V234H104ZM62 236H63V234H62ZM80 236V235H79ZM78 236V237H79ZM27 237H28V235H27ZM75 237V236H74ZM100 237V236H99ZM24 238V237H23ZM64 238H66V237H64ZM70 238V237H69ZM58 239V238H57ZM71 239V238H70ZM70 239H68V240H70ZM97 239V238H96ZM95 239V240H96ZM25 240V239H24ZM66 241V239H63V241ZM59 241V240H58ZM57 241V242H58ZM63 241H61V243L63 244ZM82 242V241H81ZM100 242V241H99ZM27 243H29V242H27ZM78 243H79V241H78ZM92 243H93V241H92ZM30 244V243H29ZM59 244V243H58ZM57 244V245H58ZM62 244H60V245H58V246H60L61 248H62ZM76 244V243H75ZM81 244V243H80ZM79 244V245H80ZM97 244H98V242H97ZM68 245V244H67ZM77 245V244H76ZM79 245H78V247H79ZM82 245H83V243H82ZM88 245V244H87ZM86 245V246H87ZM69 246V245H68ZM71 246V245H70ZM89 246V245H88ZM87 246V247H88ZM93 246V245H92ZM95 246H96V244H95ZM94 246V247H95ZM27 247V246H26ZM66 247V246H65ZM72 247V246H71ZM82 246H80V249H82L81 248ZM86 247V248H87ZM19 248V249H20ZM73 248V247H72ZM77 248V247H76ZM85 248V249H86ZM55 249H56V247H55ZM54 249V250H55ZM223 250V252H222V250ZM240 249H238V250H240ZM57 250V249H56ZM71 251H72V249H70ZM219 250H221V253H222V256H224V258L223 257H221L220 255H219V253H218V255L220 256V258H218V255H217V252H219ZM18 251V250H17ZM75 251H77V250H75ZM79 251V250H78ZM242 251V250H241ZM263 251V250H262ZM87 252V251H86ZM4 253V252H3ZM24 253V252H23ZM72 256H73V251H72ZM215 255L214 257H212V255ZM249 254V253H248ZM68 255H69V251H68ZM81 255V254H80ZM79 256V255H78ZM8 257H10V256H8ZM15 257V256H14ZM17 257V256H16ZM15 257V258H16ZM67 257V256H66ZM69 257H71L70 255H69ZM6 258V257H5ZM21 258V257H20ZM132 258H133V256H132ZM221 258H223V260L221 261ZM10 259V258H9ZM12 259V258H11ZM14 259V258H13ZM71 259H72V257H71ZM4 260V259H3ZM240 260H242V259H240ZM256 260V259H255ZM258 260H260V259H258ZM263 260V259H262ZM15 262V261H14ZM68 262H71V261H68ZM133 262H134V259H133ZM214 262V261H213ZM214 262V263H215ZM256 262V261H255ZM2 263V262H1ZM129 263H131V258H130V262ZM215 263V264H216ZM238 263V260H237V258L236 259H234L230 264H237ZM9 264V263H8ZM10 264H13L12 262L10 263ZM67 264V263H66ZM69 264V263H68ZM128 264V263H127ZM257 264V263H256ZM262 264H263V262H262Z\"/></svg>","mask_w":264,"mask_h":264},{"label":"crops","instance_id":"obj_3","mask_svg":"<svg viewBox=\"0 0 264 264\" xmlns=\"http://www.w3.org/2000/svg\"><path fill=\"white\" fill-rule=\"evenodd\" d=\"M72 23L71 20L69 22L65 19L61 26L53 27L46 34L42 33L41 39H29L22 42L9 59L4 58L3 69L23 68L28 70L38 66L40 63L49 61L69 37L72 31Z\"/></svg>","mask_w":264,"mask_h":264}]
</instances>
